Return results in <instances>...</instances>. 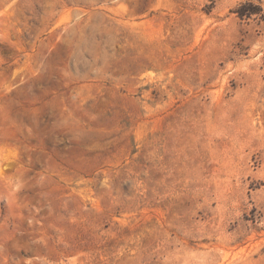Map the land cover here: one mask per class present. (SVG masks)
I'll return each mask as SVG.
<instances>
[{
    "label": "rangeland",
    "instance_id": "obj_1",
    "mask_svg": "<svg viewBox=\"0 0 264 264\" xmlns=\"http://www.w3.org/2000/svg\"><path fill=\"white\" fill-rule=\"evenodd\" d=\"M245 1L0 0V264H264Z\"/></svg>",
    "mask_w": 264,
    "mask_h": 264
},
{
    "label": "trees",
    "instance_id": "obj_2",
    "mask_svg": "<svg viewBox=\"0 0 264 264\" xmlns=\"http://www.w3.org/2000/svg\"><path fill=\"white\" fill-rule=\"evenodd\" d=\"M237 18L257 33H264V3L247 0L234 11Z\"/></svg>",
    "mask_w": 264,
    "mask_h": 264
}]
</instances>
